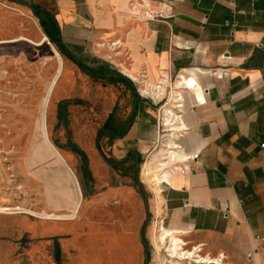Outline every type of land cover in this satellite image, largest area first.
Masks as SVG:
<instances>
[{"label":"crops","instance_id":"1","mask_svg":"<svg viewBox=\"0 0 264 264\" xmlns=\"http://www.w3.org/2000/svg\"><path fill=\"white\" fill-rule=\"evenodd\" d=\"M162 7L165 18L144 19L146 9ZM14 8L33 17L46 38L33 9L53 16L62 44L77 59L93 64L105 51L107 63L118 72L128 79L141 75L149 91L156 87L158 95H138L133 122L109 146L114 159L135 152L142 161L149 154L163 109L182 79L185 86L176 95L179 111H174L181 130L170 129L178 134L176 147L167 149H175V156L167 153L170 171L156 170L162 178L160 201L151 192V212L184 249L200 247L205 263L264 264V0H0V41H6L0 52L16 51L9 42L14 26L19 35L39 38L25 18L11 17ZM115 42L118 46L111 45ZM182 166L188 171L177 169ZM66 173L55 177L61 187L55 196L49 194L52 209L39 212L65 214L59 196L72 201ZM140 181L147 186L142 177ZM15 197L0 164V264H59L60 253L81 264H143L136 227H97L79 245L73 216L31 217L17 211ZM27 234L52 240L23 242ZM63 234L68 237L59 239ZM52 247L55 255L48 251Z\"/></svg>","mask_w":264,"mask_h":264},{"label":"rangeland","instance_id":"2","mask_svg":"<svg viewBox=\"0 0 264 264\" xmlns=\"http://www.w3.org/2000/svg\"><path fill=\"white\" fill-rule=\"evenodd\" d=\"M15 9H11V17L25 18L26 22L37 30L39 37L36 40L28 35H19L18 25L14 26L11 33L15 37L11 40L16 41L11 43V47L16 51L0 52V164L11 179V188L16 194L15 206L19 207L17 211L24 210L23 213L31 217L73 216L71 224L76 227L74 230L79 245H83L87 236L94 234L97 227L103 230L119 225L134 226L141 235L144 225L148 258L143 247V264H151L154 246L149 239V233L152 240L153 223L157 220L150 209L152 190L148 184L146 186L141 183L140 167L148 156L150 160L156 153L160 142H155L153 149L136 167L125 165L123 170L110 168L95 147L96 132L115 106V116L119 120L128 118L133 106L131 92L122 85L104 84L89 78L49 42L62 59V68L58 72L57 58L48 43L36 46L20 40L25 38L36 43L43 34L40 33L33 17L22 9L17 10H21L23 14ZM12 19L11 24H17V20ZM100 53L97 58L108 62L109 54L105 51ZM65 101L70 103L66 105V112L61 120L58 117V103ZM75 101L80 103L75 104ZM45 138L53 145L55 142L61 147L57 150L63 164L49 149L53 156L47 150ZM166 139L165 137L164 140ZM70 143L76 144L85 153L90 177H83L80 158L70 152ZM101 145L106 157L114 158L106 139ZM54 157L62 165L57 163ZM66 172L70 176L68 185L72 201L68 202L66 197L59 196L63 198L59 210L65 214L39 212L46 207L48 211L52 209L50 201L47 200L50 198L49 194L55 196L56 190L61 187L56 184L55 177H66ZM76 181L81 196L83 189L87 191L82 200ZM78 200L80 204L76 208ZM67 235L63 234L59 239L67 238ZM21 240L51 241L52 238H32L27 234ZM167 245L166 243L165 247ZM165 247L159 251L162 261L166 259ZM48 251L53 255L56 253L54 247ZM59 258V264H81L78 258L67 259L66 256H61V253Z\"/></svg>","mask_w":264,"mask_h":264},{"label":"trees","instance_id":"3","mask_svg":"<svg viewBox=\"0 0 264 264\" xmlns=\"http://www.w3.org/2000/svg\"><path fill=\"white\" fill-rule=\"evenodd\" d=\"M34 16L39 19L40 27L42 28L44 34L49 39L50 43L54 45L59 53L65 57L66 59L73 62L80 71L87 75L89 78L93 79L94 81H101L104 84L109 85H122L126 89L131 92V97L133 100V106L130 115L125 120H119L115 116L116 106L113 108L112 112L108 115L107 119L103 123V125L97 130L95 136V146L97 150L102 155L106 164L112 168L113 170H123L125 165L134 166L136 167L140 162L141 159L138 154L135 152H129L122 160H116L114 158L106 157V155L102 152V145L101 142L106 139L107 146H111L112 142L116 139L122 138L135 117L137 111L136 103L140 100L136 89L133 83L117 69H115L111 64L98 60L92 59L91 61L93 64H86L85 62L77 59L73 56L70 52H68L61 41L60 31L56 21L54 20L53 16H51L48 12L43 10L33 9ZM70 102H60L58 103V117L62 120L64 113L66 112V105ZM75 104H79L80 101H75ZM57 148H61L54 142ZM69 150L73 154H76L80 158L81 163V170L83 172V177H90L89 172L87 170L88 160L85 153L74 143L69 144ZM135 183L138 185L137 180L135 179ZM82 184V182H81ZM143 194V192H142ZM87 195L86 189L82 190V196L85 197ZM141 243L145 249V253L148 258L147 254V243L144 239V225L141 228ZM56 259L58 261V253L56 254Z\"/></svg>","mask_w":264,"mask_h":264},{"label":"bare ground","instance_id":"4","mask_svg":"<svg viewBox=\"0 0 264 264\" xmlns=\"http://www.w3.org/2000/svg\"><path fill=\"white\" fill-rule=\"evenodd\" d=\"M16 12L20 13V14H23V12L21 10H17L15 9ZM136 11V10H134ZM134 13V12H133ZM20 40H23L25 42H29V43H32L36 46H41V45H44L47 43L49 44V48L51 50V52L54 53V55L56 56L57 58V61H58V72L61 71V68H62V59L60 57V55L57 53V51L54 49V47H52V45L49 43L48 39L42 35L41 38H40V41L39 42H31L25 38H21ZM16 40H11L9 42H14ZM2 42H6V41H2ZM8 42V41H7ZM110 47L109 50H113L111 48V45L108 46ZM115 56V55H114ZM112 59V58H111ZM113 62V61H112ZM117 66V65H115ZM119 67V65H118ZM121 70L122 72L123 69H119ZM127 74V73H125ZM128 75V74H127ZM130 78L134 79V80H138L137 77H132L130 75H128ZM180 84H179V83ZM178 82L176 83V88L174 90V94L172 92V98H171V102H169L163 109V116H162V122L163 124L166 126L165 128L166 129H173L175 131H180L181 130V127H180V124H179V120L177 118V115L174 111H179V108H178V105L176 104V101H177V97L176 95L180 93V90L184 88V84L182 83V79L180 78L178 80ZM55 83V79H54V82ZM145 87V88H144ZM144 90H142L143 93H147L148 95L151 94V95H158V91L154 88V90H148L147 89V86L144 85ZM153 88V87H152ZM168 100V99H167ZM172 124V125H171ZM171 134V135H170ZM178 133H168L166 135V140L163 141L161 143V146L158 148V150L156 151V153H154V155L151 157V160H155L156 157H157V154H169V157L172 156V158H174L175 156V149L174 150H167L166 148L168 147V149H171L173 147H176V143L173 141V138L174 136H176ZM45 143L47 145V148L54 154V156H56L59 161L62 162L63 164V160L61 158V155L60 153L58 152V150L47 140V138H45ZM166 147V148H165ZM155 151V150H154ZM170 151V152H169ZM183 156V155H182ZM184 158V157H183ZM178 160H181V158H177ZM185 159V158H184ZM170 161V159H168ZM173 161V160H172ZM60 162V163H61ZM145 172V174H144ZM158 171H156V168L153 167V166H148L146 165V170L143 171L142 175H144V181L146 184L149 185V188L152 190V192L154 193L155 195V198H156V201L159 202L160 201V194H159V183L161 181L162 178H160L157 174ZM176 172V171H175ZM165 173V172H164ZM172 173V172H171ZM2 213V212H1ZM168 240V241H167ZM169 242V244L165 247V244ZM152 243H153V246H154V254H153V257H152V260L151 261L152 263L151 264H164L162 259L160 258V253L159 251H161L160 249L165 247V250H166V253L171 256V257H181V252L183 249H180V240L177 238V236H173L168 230L164 229L162 226H161V223L160 222H157L155 221L153 223V231H152ZM195 260H206L205 258H202V257H197V259ZM166 263V262H165ZM170 263H174V261H171Z\"/></svg>","mask_w":264,"mask_h":264},{"label":"built area","instance_id":"5","mask_svg":"<svg viewBox=\"0 0 264 264\" xmlns=\"http://www.w3.org/2000/svg\"><path fill=\"white\" fill-rule=\"evenodd\" d=\"M141 1L142 0H140V2ZM132 8L134 10H137V9H139V5L135 4ZM164 12H166V9L164 7H162L161 9H159L156 12L153 10H147L146 9L145 12L143 13V17L145 20H148V21H154L156 19H163L167 16L166 14H164ZM111 45L112 46H118V42L112 43ZM142 79H143V77L141 75L138 78V80H134V79L129 77V80L135 86H137V88H136L137 94L141 98H147L148 95L146 93H143L142 90H140L141 88L144 87V82ZM157 89H159V86ZM165 127L166 126L163 124L162 118H161L160 125L157 129V132H156V141H157V143L160 142V146H161V143L163 141H165L164 138L166 137V135L168 133H172V131L170 129H166ZM175 138H177V136ZM261 148H264V145H261ZM166 149H168V148H166ZM148 157L145 160V162L142 164L141 171H140V177H142L143 180H144V175H142V173H143V171L146 170V165L155 167L156 170L161 171V174L170 169V167L167 163V160L169 158L167 154H164V156L161 157V159L158 156L153 161L151 159L149 160ZM177 169L179 171H184V172L188 171V167H186V166H182L181 168H177ZM177 169H174V170H177ZM144 174H145V172H144ZM180 249H183L181 252V254H182L181 257H171L166 253V250L164 249L165 257L168 260L167 264H172V263H170V261H174L173 264H175V262H187V263H192V264H220L221 263V262L218 263L217 260H215V261L209 260L207 263H205L208 260L206 258H205L206 260H200V261L195 260V259H197L198 256H200V252H201L200 247L196 246V247L192 248L191 250H186L183 248V246H180Z\"/></svg>","mask_w":264,"mask_h":264}]
</instances>
